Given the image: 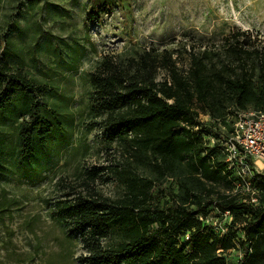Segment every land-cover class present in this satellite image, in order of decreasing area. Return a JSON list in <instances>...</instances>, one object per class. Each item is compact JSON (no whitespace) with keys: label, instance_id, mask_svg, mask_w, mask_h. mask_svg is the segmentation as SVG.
Here are the masks:
<instances>
[{"label":"rangeland","instance_id":"obj_1","mask_svg":"<svg viewBox=\"0 0 264 264\" xmlns=\"http://www.w3.org/2000/svg\"><path fill=\"white\" fill-rule=\"evenodd\" d=\"M242 31L250 46L264 47V0H0V264H84L88 248L69 210L80 197L122 199L125 172L179 196L181 181L191 192L230 194L221 182L201 190L188 157L173 171L160 159L157 168L135 152L134 134L111 140L113 122L100 112L93 78L110 65L130 71L149 51L161 82L163 53L184 71L189 51L208 50L222 62L224 39ZM192 109L199 128L234 120L232 108L221 118ZM42 118L53 132L37 136L30 152L19 141L21 124L37 134ZM237 253L229 249L228 262Z\"/></svg>","mask_w":264,"mask_h":264},{"label":"trees","instance_id":"obj_2","mask_svg":"<svg viewBox=\"0 0 264 264\" xmlns=\"http://www.w3.org/2000/svg\"><path fill=\"white\" fill-rule=\"evenodd\" d=\"M247 38L244 31L227 36L222 62L212 59L208 50L189 51L186 71L179 70L171 56L163 53L160 59L166 62L162 64L166 75L161 82L155 80L157 59L149 51H144L130 71L107 65L106 75L93 78V84L99 88L100 112L113 122L111 140L134 134L135 152L154 158L157 168L160 159L164 169L173 171L188 157L187 172L201 190L208 183L232 186L233 176L225 169L218 141L220 134L231 128L240 111H264V47L250 46ZM3 68L9 70L6 64ZM2 81L0 75V84ZM194 104L214 118L232 108L234 120L223 128L219 124L199 128ZM25 110L32 113L30 102L25 103ZM36 123L37 134L27 135L25 124L19 130L20 144L30 152L37 151V136L53 132L47 119ZM119 178L126 190L122 199L80 197L69 210L88 248L84 264H264L261 208L210 189L191 192L185 181L178 183L183 189L179 196L146 178L147 183H139L126 172ZM215 210L232 214L224 234L200 218ZM112 238L116 240L108 243ZM229 249L238 252L234 262H228L225 255Z\"/></svg>","mask_w":264,"mask_h":264},{"label":"built area","instance_id":"obj_3","mask_svg":"<svg viewBox=\"0 0 264 264\" xmlns=\"http://www.w3.org/2000/svg\"><path fill=\"white\" fill-rule=\"evenodd\" d=\"M224 132L218 141L225 169L233 176L230 194L239 202L264 211V111H240L231 128ZM210 139L214 143L215 139ZM200 218L214 231L224 234L232 214L215 210ZM241 236L244 238L243 233Z\"/></svg>","mask_w":264,"mask_h":264}]
</instances>
